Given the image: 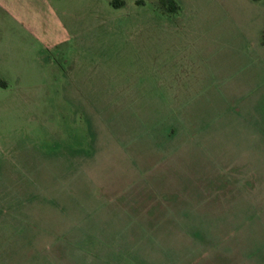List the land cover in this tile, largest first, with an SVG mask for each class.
<instances>
[{
    "label": "rangeland",
    "instance_id": "obj_1",
    "mask_svg": "<svg viewBox=\"0 0 264 264\" xmlns=\"http://www.w3.org/2000/svg\"><path fill=\"white\" fill-rule=\"evenodd\" d=\"M0 264H264V0H2Z\"/></svg>",
    "mask_w": 264,
    "mask_h": 264
},
{
    "label": "trees",
    "instance_id": "obj_2",
    "mask_svg": "<svg viewBox=\"0 0 264 264\" xmlns=\"http://www.w3.org/2000/svg\"><path fill=\"white\" fill-rule=\"evenodd\" d=\"M138 2L144 3V0H139ZM112 3L115 5H121L123 2L114 0ZM162 4L166 6V10H168L169 12H175L180 8L178 2H176L175 0H162Z\"/></svg>",
    "mask_w": 264,
    "mask_h": 264
},
{
    "label": "crops",
    "instance_id": "obj_3",
    "mask_svg": "<svg viewBox=\"0 0 264 264\" xmlns=\"http://www.w3.org/2000/svg\"><path fill=\"white\" fill-rule=\"evenodd\" d=\"M3 1L2 0H0V4H2L3 5V3H2ZM4 6V5H3ZM5 7V6H4Z\"/></svg>",
    "mask_w": 264,
    "mask_h": 264
}]
</instances>
